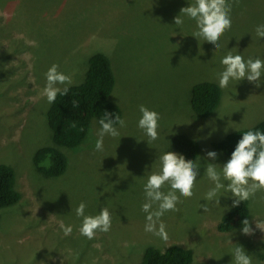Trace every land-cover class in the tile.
<instances>
[{
    "label": "rangeland",
    "instance_id": "rangeland-1",
    "mask_svg": "<svg viewBox=\"0 0 264 264\" xmlns=\"http://www.w3.org/2000/svg\"><path fill=\"white\" fill-rule=\"evenodd\" d=\"M195 0H0V164L14 170L20 200L0 209V264H137L144 250L180 246L193 253L191 264H231L232 244L240 245L254 264H264V193L248 200L253 235L242 227L219 232L217 226L232 207L231 193L221 191L219 204L206 202L213 187L204 174L207 163L223 166L230 158L212 148L226 134L264 120V75L260 87L247 80L232 81L217 109L196 120L189 97L192 85L218 83L220 61L231 51L264 60V38L255 34L264 24V0H228L231 29L219 47L194 38V20L174 18ZM35 41V46L29 42ZM106 55L115 77L110 96L126 127L115 126L119 137L105 135L103 151H95L100 126L93 122L77 151L62 148L68 167L58 177L40 171L35 152L52 145L47 124L49 103L42 95L45 73L53 65L83 81L88 58ZM25 53H30L26 57ZM63 88L64 85H58ZM160 115L159 139L149 142L138 128L139 106ZM183 134L199 145L200 164L194 195L161 217L168 240L145 232L144 184L160 170L159 157ZM215 151V161L205 160ZM226 183V182H225ZM169 186L165 185V193ZM85 203V215L102 208L111 213L108 233L92 240L82 236V217L75 209ZM207 203L208 211L200 207ZM156 208V205H153ZM72 227L65 236L60 224ZM230 242V243H229ZM99 245V247H97Z\"/></svg>",
    "mask_w": 264,
    "mask_h": 264
},
{
    "label": "clouds",
    "instance_id": "clouds-1",
    "mask_svg": "<svg viewBox=\"0 0 264 264\" xmlns=\"http://www.w3.org/2000/svg\"><path fill=\"white\" fill-rule=\"evenodd\" d=\"M232 4L228 0H195V3L184 7L180 14L174 18V25L184 23L183 16L194 20L197 31L192 35L194 38H202L205 42L214 45L217 49L220 38L225 32L231 29ZM255 34L258 39L264 38V24L257 25ZM35 46V41L29 42ZM30 53H25L30 57ZM223 71L218 73L219 87L227 89L230 82L247 80L254 83L258 88L262 83L264 75V60L259 58L244 59L242 55H234L229 51L220 61ZM58 65L53 64L45 73L46 85L42 95L46 97L47 102H55L57 95H67L68 87L72 83L71 77L58 71ZM58 85H64L63 88ZM72 107H79L78 100L71 101ZM141 118L138 121V128L143 130L149 138V142L159 139V120L160 115L149 110L144 105L139 106ZM100 130L97 133L95 151H103V142L105 135L113 138L119 137L120 132L115 127H126L125 120L119 116L112 118L111 113L105 112L103 118L99 121ZM75 123L73 127H75ZM217 153L208 151L205 160L215 161ZM160 170L158 173H152L148 176L144 184L145 203L142 205V211L146 213L145 232L152 233L160 237L163 241L168 240L166 226L161 217L166 212L177 211L176 205L183 203L185 199H190L194 195L195 182L199 175L200 164L195 160H186L183 155L167 151L159 157ZM204 174L212 182L211 187L205 194L206 202L219 204L221 191L231 193L233 197L232 207H237L244 201L255 197L257 192L264 193V132L259 130H248L237 142L230 159L220 166L216 163H207L204 167ZM226 182V183H225ZM165 185L169 190L165 193L162 191ZM156 205V208H153ZM85 203L81 202L75 209L77 217H82V224L79 232L89 240L96 237L98 232L108 233L111 229L112 218L107 208H102L99 214L95 216H86ZM200 207L204 212L208 211L207 203ZM241 232L243 235H253V229L248 219L242 222ZM65 236L72 233L71 226L60 224ZM256 228L264 229V221H256ZM230 243V242H229ZM233 260L231 264H254L252 255H248L244 248L237 244H232ZM99 247V245H97ZM258 264V262H257Z\"/></svg>",
    "mask_w": 264,
    "mask_h": 264
},
{
    "label": "trees",
    "instance_id": "trees-1",
    "mask_svg": "<svg viewBox=\"0 0 264 264\" xmlns=\"http://www.w3.org/2000/svg\"><path fill=\"white\" fill-rule=\"evenodd\" d=\"M114 86L115 77L109 58L99 52L92 54L88 58L83 81L69 86L66 96L58 94L55 102L47 109L46 119L52 133V145L41 147L34 154V162L40 171L46 172L50 177L62 175L68 167V158L62 148L70 149L72 153L77 151L85 141L92 123L96 122L100 126L99 121L105 112L111 113L113 119L114 116L122 118L120 108L110 99ZM221 96L222 90L216 83L203 81L192 85L189 104L194 119L203 120L211 116L219 106ZM72 100H78L79 107L73 108ZM248 130L264 132V120L250 128L230 132L211 146L230 158L237 142ZM172 148L186 160H195L199 155L198 144L183 134L173 137ZM19 200L14 170L6 164H0V209L15 205ZM248 217V201H244L227 210L216 228L222 233L240 228L243 226L241 222ZM259 257L264 259V255ZM192 260L193 253L190 249L173 245L163 251L147 247L137 264H191Z\"/></svg>",
    "mask_w": 264,
    "mask_h": 264
},
{
    "label": "bare ground",
    "instance_id": "bare-ground-1",
    "mask_svg": "<svg viewBox=\"0 0 264 264\" xmlns=\"http://www.w3.org/2000/svg\"><path fill=\"white\" fill-rule=\"evenodd\" d=\"M122 110V109H121ZM199 146V145H198Z\"/></svg>",
    "mask_w": 264,
    "mask_h": 264
}]
</instances>
